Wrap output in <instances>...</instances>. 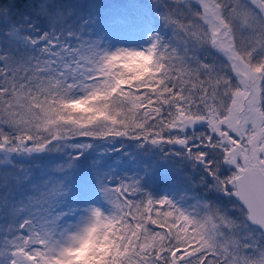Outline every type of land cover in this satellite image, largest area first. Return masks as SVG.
I'll list each match as a JSON object with an SVG mask.
<instances>
[{
    "label": "snow or ice",
    "instance_id": "6c2138e0",
    "mask_svg": "<svg viewBox=\"0 0 264 264\" xmlns=\"http://www.w3.org/2000/svg\"><path fill=\"white\" fill-rule=\"evenodd\" d=\"M0 264H264V0H0Z\"/></svg>",
    "mask_w": 264,
    "mask_h": 264
}]
</instances>
